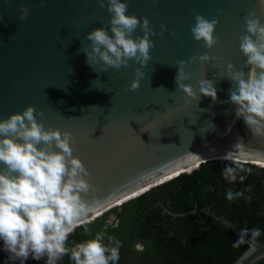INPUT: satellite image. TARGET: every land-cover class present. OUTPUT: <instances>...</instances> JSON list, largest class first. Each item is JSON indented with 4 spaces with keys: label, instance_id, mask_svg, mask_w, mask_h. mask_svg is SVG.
Wrapping results in <instances>:
<instances>
[{
    "label": "water",
    "instance_id": "95a60500",
    "mask_svg": "<svg viewBox=\"0 0 264 264\" xmlns=\"http://www.w3.org/2000/svg\"><path fill=\"white\" fill-rule=\"evenodd\" d=\"M127 3L129 13L147 17L158 38L152 41L156 50L147 71L131 59L126 67L106 71L98 61H90L93 68L86 62L80 51L88 46L86 33L101 25L108 28L110 13L97 0H0V119L31 104L39 110L34 115L45 128L71 134L72 154L89 173L85 177L89 191L81 195L95 203L90 221L225 155L264 167V136L253 135L243 119L235 118V106L229 102L234 85L219 78L228 63L238 69L244 63L239 37L245 31V15L255 10L264 21L256 0ZM20 4L28 8L23 20L18 18ZM195 13L218 21L212 48L193 39L190 26ZM162 29L168 36L161 42ZM137 34L142 35L139 27L133 37ZM205 53L210 61L192 60ZM179 60L185 61L189 75L184 83L197 95L199 82L215 74V103L205 96L191 100L177 88ZM137 68L144 79L142 91L134 93L128 84L138 79ZM188 212L207 214L239 235V227L209 208ZM246 243L232 264H253L264 257V241L256 240L251 253ZM6 258L0 250V264H19Z\"/></svg>",
    "mask_w": 264,
    "mask_h": 264
},
{
    "label": "clouds",
    "instance_id": "9594fccd",
    "mask_svg": "<svg viewBox=\"0 0 264 264\" xmlns=\"http://www.w3.org/2000/svg\"><path fill=\"white\" fill-rule=\"evenodd\" d=\"M97 3L110 13L108 28L101 25L86 33L88 46L80 49L86 62L93 68L90 61H98L101 70L106 71L109 67H126L131 59L147 71L156 50L152 41L158 39L147 17L138 18L129 13L127 0H97ZM155 3L159 5L161 0ZM256 5L264 16V0H256ZM27 14V6L20 4L18 18L23 20ZM217 23L215 18L207 19L195 13L190 26L193 39L212 48L217 42L214 35ZM137 27L142 35L133 37ZM244 28V34L239 37L244 63L239 69L228 63L225 74L219 78H226L234 85L229 90V102L235 106V118L243 119L253 135L264 136V21L255 10L249 11L244 18ZM162 32L161 42L168 36L166 29ZM211 59L208 53L192 58L201 63ZM175 65L178 66L177 88L188 98L199 101L205 96L213 103L217 101L215 74L213 79L204 78L199 82L197 95L191 85L184 83L189 79L184 71L185 61L179 60ZM140 68L136 69L138 79L128 84L134 93L142 91L144 76ZM244 69H248L247 73ZM34 112L39 114V110L29 104L22 111L0 119V250L7 253L6 261L25 264L29 258H43L45 264H57L67 255L73 264H121L123 245L111 241V248L106 247L103 232L72 247L66 246L69 235L77 227L83 225L84 232H89L87 224L95 203L86 201L81 195L89 191L90 185L85 179L89 173L82 161L72 154L71 134L45 128ZM223 158L232 159L235 164V167L225 165L224 178L229 183L237 179L243 181L245 177L238 172L245 170L246 161L228 155ZM242 195L231 189L225 193L230 202ZM260 235V228H242L232 246L238 248L248 242L251 253Z\"/></svg>",
    "mask_w": 264,
    "mask_h": 264
},
{
    "label": "trees",
    "instance_id": "16d2710c",
    "mask_svg": "<svg viewBox=\"0 0 264 264\" xmlns=\"http://www.w3.org/2000/svg\"><path fill=\"white\" fill-rule=\"evenodd\" d=\"M225 165L235 167L233 161L204 162L122 205L126 211L118 217H129L136 236H142L147 243L144 264H232L239 257L247 243L234 248L232 242L238 235L207 214L188 212L196 207L209 208L240 229L260 228L257 241H264V167L244 163L245 170L238 175L245 179L229 183L222 174ZM229 189L243 195L230 202L225 197ZM163 206L170 212L163 211ZM108 212L87 224L88 233L83 225L77 227L69 235L66 246L72 247L103 232L106 236L103 243L111 248V241H118V232L117 228L104 227ZM25 264H45V260L29 258ZM57 264L73 262L65 255ZM253 264H264V257Z\"/></svg>",
    "mask_w": 264,
    "mask_h": 264
},
{
    "label": "flooded vegetation",
    "instance_id": "af4514ba",
    "mask_svg": "<svg viewBox=\"0 0 264 264\" xmlns=\"http://www.w3.org/2000/svg\"><path fill=\"white\" fill-rule=\"evenodd\" d=\"M119 203L120 202L116 204ZM122 205L115 207L108 212V215L105 218L106 225L104 227L110 226L112 228H117V243L125 246L123 247V250L126 248L124 252L122 251L121 253V263L144 264L146 258L144 251L147 248V243H145L142 236H136V233H134L136 232L135 228L131 227L132 223H129V217H122L121 219L118 217L119 213L126 211ZM163 211L170 212L166 206H163Z\"/></svg>",
    "mask_w": 264,
    "mask_h": 264
},
{
    "label": "bare ground",
    "instance_id": "6f19581e",
    "mask_svg": "<svg viewBox=\"0 0 264 264\" xmlns=\"http://www.w3.org/2000/svg\"><path fill=\"white\" fill-rule=\"evenodd\" d=\"M223 160H227V161H233L232 159H224V158H222ZM169 177H166L165 179H163V180H166V179H168ZM162 180V181H163ZM137 194V193H136ZM132 196H136V195H132ZM119 204H121V201H120V203ZM117 205V204H116Z\"/></svg>",
    "mask_w": 264,
    "mask_h": 264
}]
</instances>
